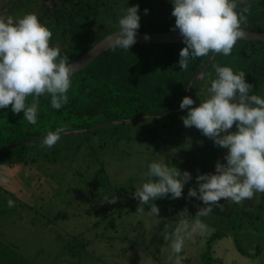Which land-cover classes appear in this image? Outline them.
Masks as SVG:
<instances>
[{
	"label": "rangeland",
	"instance_id": "rangeland-1",
	"mask_svg": "<svg viewBox=\"0 0 264 264\" xmlns=\"http://www.w3.org/2000/svg\"><path fill=\"white\" fill-rule=\"evenodd\" d=\"M254 3L259 6L256 14H264V0H245L242 5ZM46 5L44 0H0V15L39 16ZM131 5H139V28L145 27L147 32L175 29L171 0H103L93 37L117 32L122 10ZM73 10L80 20H87L80 7ZM50 44L66 50L58 41ZM138 44L128 51L109 48L94 59L93 71L121 87L168 101L174 91L170 84L179 82L183 71L177 52L185 46L183 41L169 47ZM249 52L247 48V54L225 64L245 71L246 80L252 58ZM213 66L209 63L189 77L184 91L195 101L190 107L208 98L216 76ZM247 81L255 94L264 96V79ZM181 100L176 99V107L164 114L139 116L125 124L119 120L97 125L91 130L103 128L96 133L64 131L52 148L42 147L43 137L31 141L24 162L1 166L0 177L6 182H0V264H176L171 234L178 221L163 213L152 216L149 206L139 205L133 196L135 185L147 179L144 173L154 159L164 156L171 162L192 151L225 163L227 152L196 127L184 126L187 109L180 108ZM97 170L98 179L106 175L109 184L92 189L89 182ZM109 194L117 197L115 203L103 199ZM9 199L15 202L13 207L8 206ZM240 205L255 216L254 222L238 230L247 255L239 252L232 236L214 242L212 255L221 264H264V193ZM213 231L207 226L186 238L178 254L180 264H203L201 255Z\"/></svg>",
	"mask_w": 264,
	"mask_h": 264
},
{
	"label": "clouds",
	"instance_id": "clouds-1",
	"mask_svg": "<svg viewBox=\"0 0 264 264\" xmlns=\"http://www.w3.org/2000/svg\"><path fill=\"white\" fill-rule=\"evenodd\" d=\"M171 3L175 29L185 45L179 52L180 69L187 70L190 59L209 53L231 55L236 42L246 35L250 10L247 6L240 7L245 0H171ZM122 12L119 30L105 38L107 47L113 51H128L136 43L140 27L139 5L127 6ZM52 35L35 13L19 17L0 15V109L11 105L14 115L23 112L32 125L38 120L41 96H50L51 107L56 110L69 101L74 63L62 54L60 47L50 44ZM214 68L216 76L208 88V98L190 107L195 101L186 95L179 106L187 109L182 117L185 127H196L215 145L227 149L226 162L218 160L214 172H198L197 186L188 189V197H196L203 206L198 207L195 215H189L187 209L178 213L180 219L171 234L176 264H180L178 254L183 251L186 238L206 230L207 225L200 218L220 207L221 200L240 204L264 193V96L252 91L245 71L220 64ZM29 96L31 103L27 102ZM233 125L235 131H231ZM62 132L63 128L47 132L42 147H54ZM144 175L147 179L135 185L133 196L139 205H148V212L157 218L160 209L154 201L182 197L185 184L192 179L188 170H181L164 156L152 160ZM0 182H6L5 178L0 177ZM102 197L109 203L117 200L114 194ZM7 204L13 207L15 202L9 199ZM192 216L195 219L190 220Z\"/></svg>",
	"mask_w": 264,
	"mask_h": 264
},
{
	"label": "trees",
	"instance_id": "trees-1",
	"mask_svg": "<svg viewBox=\"0 0 264 264\" xmlns=\"http://www.w3.org/2000/svg\"><path fill=\"white\" fill-rule=\"evenodd\" d=\"M44 1L47 2V5L39 13L38 18L53 33L50 43L58 41L66 46V50L62 54H66L70 61L85 53L97 41L109 34L107 32L97 39L92 35L96 16L103 0ZM75 7H80L81 15L87 20L79 19L80 16L73 10ZM240 7L243 8L245 5ZM247 7L250 11L247 13L245 29L264 32V14H256L259 9L258 4H250ZM166 29L168 28L166 27ZM138 30L145 31L147 28L142 27ZM138 45L169 47L179 44ZM247 48L250 49L249 53L252 56L248 62L247 80H263L264 42L238 40L229 56L215 54L212 58L213 53H209L207 56L191 59L189 68L181 72L179 82L170 84L174 87V91L168 101L149 98L145 93L126 89L109 78L98 75L93 71L94 60L84 69L72 75V86L68 92L69 101L61 109L56 110L51 107L50 96L40 97V112L35 125L27 122L23 117V112L14 115L11 105L0 109V167L3 165L13 167L24 162L31 145L30 142L44 137L47 132L57 128H63V132L86 130L87 133H96L103 128L91 130L97 125L119 120L122 121L121 124H125L126 120L139 116L164 114L176 107V99H182L185 96L184 88L193 71L203 69L211 58L210 65L224 66L230 59L246 53ZM179 51L180 49L177 52ZM205 73H208V69ZM31 101L32 97L29 96L27 102L31 103ZM170 163L175 164L181 170H188L192 174V179L185 184L182 197L172 199L169 196L160 198L155 203L160 209L159 213L168 214L173 220L179 221L178 213L184 209H187L189 215H195L198 207L203 206L202 201L196 197H188V189L197 186L195 177L198 172H214L216 162L189 151L182 159H173ZM100 170L96 171L89 182L92 189L101 186V184H109L106 175L103 176V179L101 177L98 179ZM220 204V207H214L209 216L200 218L207 226L214 228L206 240L205 251L201 255L203 264H221L212 255V246L214 242L224 236H232L239 252L247 255L238 238V230H241L248 222H254V214L230 200H221ZM193 219L195 216L190 217V220Z\"/></svg>",
	"mask_w": 264,
	"mask_h": 264
},
{
	"label": "water",
	"instance_id": "water-1",
	"mask_svg": "<svg viewBox=\"0 0 264 264\" xmlns=\"http://www.w3.org/2000/svg\"><path fill=\"white\" fill-rule=\"evenodd\" d=\"M246 35L239 40H246L251 42H264V32H254L248 29H245ZM114 33V32H112ZM112 33L105 35L99 41H97L94 45H92L85 53L77 57L76 59L70 61L74 63V73L79 72L88 66L95 58H97L100 54L108 50L107 41L105 38ZM145 34L148 35V38L145 39ZM183 41V38L178 29L170 30V31H161V32H147V31H137L136 33V43L141 44H172ZM214 53L212 58L214 57ZM212 58L208 62H211ZM207 64V65H208ZM72 74V75H73Z\"/></svg>",
	"mask_w": 264,
	"mask_h": 264
}]
</instances>
